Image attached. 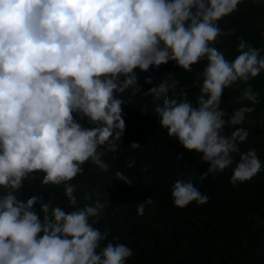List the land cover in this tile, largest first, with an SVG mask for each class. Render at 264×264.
Instances as JSON below:
<instances>
[{
	"label": "clouds",
	"instance_id": "1",
	"mask_svg": "<svg viewBox=\"0 0 264 264\" xmlns=\"http://www.w3.org/2000/svg\"><path fill=\"white\" fill-rule=\"evenodd\" d=\"M240 2L0 0V264H125L131 257L130 247L109 241L108 230L94 226L105 204L97 199L79 206L69 183L83 174L85 163L108 171L100 149H118L126 124L125 101L117 96L129 90L151 97L167 135L202 154L209 167L198 176L201 183L234 163L233 185L261 171L256 150L239 148L248 131L236 127L255 109L243 106L229 115L220 107L226 88L264 72V56L243 37L233 60L214 46L219 37L233 35L218 22ZM202 60L206 64L193 84L199 86L195 103L186 89H177L173 76L146 92L138 86L136 69L147 72L175 62L191 72ZM245 101L258 102L251 85L240 94L239 102ZM226 127L234 128L230 135ZM37 173L43 174V185H63L73 210L54 206L42 195L21 198L25 180ZM115 176L131 185L122 172ZM171 197L181 209L208 202L191 180L177 179ZM154 203L151 197L139 202L138 214Z\"/></svg>",
	"mask_w": 264,
	"mask_h": 264
},
{
	"label": "trees",
	"instance_id": "2",
	"mask_svg": "<svg viewBox=\"0 0 264 264\" xmlns=\"http://www.w3.org/2000/svg\"><path fill=\"white\" fill-rule=\"evenodd\" d=\"M218 23L222 31L234 30L233 35L219 37L214 45L226 59L233 60L237 55L238 37L264 56V0H241L236 11ZM205 64L202 60L192 66L191 72H186L175 62H169L159 68L150 67L147 72L136 69L135 73L144 92L173 76L178 81L177 89H186L188 99L195 103L199 86L193 84ZM148 77L153 78L152 84L145 83ZM248 85L257 94L255 104L239 102ZM117 98L125 101L122 115L126 127L117 142V151L108 152L107 145L101 146L100 150L106 152L103 159L108 171L85 163L83 174L69 183L75 186L79 206L97 199L105 204L94 226L108 230L109 241L132 249L125 264H264V72L226 88L221 97L220 107L229 115L243 106L255 109L236 127L249 133L246 141L239 144L240 151L255 149L262 168L252 179L236 185L231 183L235 163L200 182L198 176L209 164L202 161V154L185 150L160 127L151 97L140 93L133 96L129 90ZM74 118L84 127H91L86 119L80 120L76 114ZM233 130L226 127L224 133L230 135ZM133 142L141 147L129 148ZM179 154H183L181 161L176 159ZM234 155L238 161L239 155ZM117 171L127 176L131 185L119 181ZM35 176L25 180L21 198L42 195L54 206L73 210L68 207L63 185H43V174ZM177 179L191 180L208 197V202L204 205L193 202L182 209L175 207L171 188ZM85 196L90 200H85ZM150 197L155 203L146 206L142 215L138 214L137 204ZM34 207L39 214V205Z\"/></svg>",
	"mask_w": 264,
	"mask_h": 264
}]
</instances>
